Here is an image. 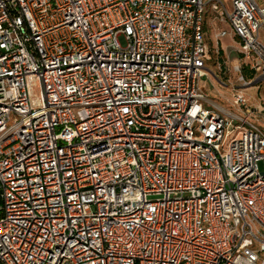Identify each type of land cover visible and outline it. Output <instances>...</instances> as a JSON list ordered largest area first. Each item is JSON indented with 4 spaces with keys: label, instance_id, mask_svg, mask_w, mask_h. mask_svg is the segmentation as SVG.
<instances>
[{
    "label": "built area",
    "instance_id": "2783aa9c",
    "mask_svg": "<svg viewBox=\"0 0 264 264\" xmlns=\"http://www.w3.org/2000/svg\"><path fill=\"white\" fill-rule=\"evenodd\" d=\"M209 13L264 82L259 0H0V264H264V99L204 92Z\"/></svg>",
    "mask_w": 264,
    "mask_h": 264
},
{
    "label": "rangeland",
    "instance_id": "374dc122",
    "mask_svg": "<svg viewBox=\"0 0 264 264\" xmlns=\"http://www.w3.org/2000/svg\"><path fill=\"white\" fill-rule=\"evenodd\" d=\"M229 12H233V0H223ZM261 3L264 0H259ZM207 26V41L212 44L215 50L221 49V54L213 57L208 63L210 74L203 78L204 92L208 96L228 107L231 111L245 115L240 109L234 106L235 88L237 91H243L248 99L249 105L258 106L260 101L264 99V82L261 84H254L249 87H242L241 72L235 69V63L238 61L248 63L250 59H243L241 56V42L235 35L231 23L225 18L221 20L220 17L215 18L214 13L206 15ZM225 31L220 40L216 38V33ZM245 60V61H244ZM248 78L252 75L247 73ZM262 126L264 127V121ZM261 170H264V165L260 164Z\"/></svg>",
    "mask_w": 264,
    "mask_h": 264
},
{
    "label": "trees",
    "instance_id": "16d2710c",
    "mask_svg": "<svg viewBox=\"0 0 264 264\" xmlns=\"http://www.w3.org/2000/svg\"><path fill=\"white\" fill-rule=\"evenodd\" d=\"M244 73H245V75H247L248 71H247V70H245V71H244ZM247 77H248V75H247Z\"/></svg>",
    "mask_w": 264,
    "mask_h": 264
},
{
    "label": "crops",
    "instance_id": "0c3cea01",
    "mask_svg": "<svg viewBox=\"0 0 264 264\" xmlns=\"http://www.w3.org/2000/svg\"><path fill=\"white\" fill-rule=\"evenodd\" d=\"M263 2H264V1H263ZM263 2H262V3H263Z\"/></svg>",
    "mask_w": 264,
    "mask_h": 264
}]
</instances>
